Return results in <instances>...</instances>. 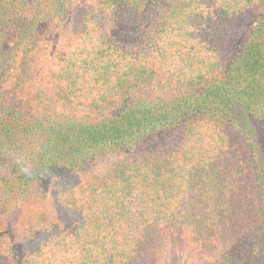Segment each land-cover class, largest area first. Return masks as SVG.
Instances as JSON below:
<instances>
[{
    "label": "trees",
    "instance_id": "1",
    "mask_svg": "<svg viewBox=\"0 0 264 264\" xmlns=\"http://www.w3.org/2000/svg\"><path fill=\"white\" fill-rule=\"evenodd\" d=\"M0 191V264H264V0H0Z\"/></svg>",
    "mask_w": 264,
    "mask_h": 264
},
{
    "label": "rangeland",
    "instance_id": "2",
    "mask_svg": "<svg viewBox=\"0 0 264 264\" xmlns=\"http://www.w3.org/2000/svg\"><path fill=\"white\" fill-rule=\"evenodd\" d=\"M4 174V170L2 172ZM26 207L22 208L23 211L22 212H26V211H30L29 207L27 206V204H25ZM4 195L1 194L0 191V226L2 225V227H4V222L7 223L8 227H11L12 230L18 234V238H22L25 235L26 230L29 228L30 223L34 224L35 223V219L34 218H25V216L23 214H21L20 212H18L19 210L15 211V215L13 213H5V217H4ZM27 213V212H26ZM18 214H20L18 216ZM5 218V219H4ZM182 264H186L185 262L189 263V259L187 260H183L181 261Z\"/></svg>",
    "mask_w": 264,
    "mask_h": 264
}]
</instances>
